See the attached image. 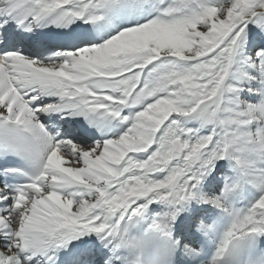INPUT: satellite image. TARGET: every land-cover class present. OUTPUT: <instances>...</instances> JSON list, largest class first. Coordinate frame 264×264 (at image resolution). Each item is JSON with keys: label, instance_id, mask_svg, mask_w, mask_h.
<instances>
[{"label": "snow or ice", "instance_id": "obj_1", "mask_svg": "<svg viewBox=\"0 0 264 264\" xmlns=\"http://www.w3.org/2000/svg\"><path fill=\"white\" fill-rule=\"evenodd\" d=\"M0 264H264V0H0Z\"/></svg>", "mask_w": 264, "mask_h": 264}]
</instances>
